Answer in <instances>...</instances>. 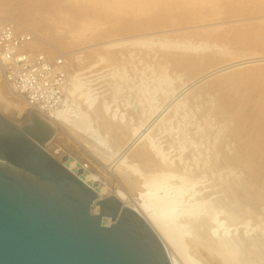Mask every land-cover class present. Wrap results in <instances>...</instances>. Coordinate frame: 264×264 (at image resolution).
Returning <instances> with one entry per match:
<instances>
[{
	"label": "rangeland",
	"instance_id": "rangeland-1",
	"mask_svg": "<svg viewBox=\"0 0 264 264\" xmlns=\"http://www.w3.org/2000/svg\"><path fill=\"white\" fill-rule=\"evenodd\" d=\"M17 17L22 18L20 20L21 23L23 21V24H20L18 29L20 32L16 36L13 33L14 23L12 22V18ZM98 17L101 19L100 22L98 21ZM2 18L5 20L2 21ZM0 22V42L2 41L1 38H7L9 42L6 44L16 47L20 45L21 40H30L34 35L35 38L43 42V47L45 49L51 51V55H49L51 58L47 56V53L43 54L45 51L41 48H39L41 51H34V53L29 52L30 57L34 56L32 58H25L27 53L24 52V54L20 52L18 54L21 56L17 57L18 60L13 65L8 62L7 66L5 62H3L4 60L1 61V54L3 56L5 54L9 59L7 50L5 48L3 52L0 49V92L11 101L13 95L23 102L25 101L24 103L32 108L37 110L40 109L41 112H45L44 114L42 113L43 115L40 113L45 118L59 111L64 110L65 112L70 110L71 103L69 101L68 87L71 81V75L76 71L83 70L84 72L89 70H86V67H89L93 63V57L96 59V54L100 52L104 54V59L109 58L112 60L118 55L116 57L117 59L115 58L114 60H121V63L118 62L119 64L115 61L117 64L116 67L114 66L115 71L113 70L114 73L112 75L109 74L111 79L113 78L112 81L118 80L119 82L116 86V81L113 83L111 80L109 81L114 90L117 87L113 92V99L117 104L115 102V105L112 103L114 106L112 108L116 113H114L115 115L113 117L110 114L111 117L109 119V116H107L109 112H104L103 114L106 117L101 114V120H104V117L105 119L108 117L106 121L109 123L111 122L116 126L125 128L126 123H132L136 120H139L140 123H144L143 120L146 116L157 112L158 117L150 126L145 128V132H148V136L154 138V143L160 149L170 146L173 138L175 141L180 139V137L177 136V134L180 135V133L185 135L188 142H190V140L194 141L193 139H195V137L199 139L202 138L204 141L206 134V137L208 136L207 138L210 139V125L204 124L205 120H209L208 118L212 120V116L218 113L220 114L221 112L219 109H221L220 107L224 103L226 105L225 113H221L224 114V116L218 115V117H231V113L236 119L237 112L241 111V105H239V103L241 104L242 101L234 105V102H231L234 98L238 100L244 99L249 102L254 109L253 114L257 113L260 115L261 112L264 111V59H262L264 56V0H0ZM123 40H127V43L126 41L123 42ZM185 43L186 45L189 44V46L191 45L190 43H192V45L195 43L197 48L201 47V49L206 45L211 46L210 48L206 46V49L203 48V51H196L197 48L194 45L192 47L196 49H193L191 46V48H189L193 50L185 49V47H188L183 45ZM180 44L185 47H181ZM212 44H218L219 46L216 45L218 48L215 46L214 49ZM175 45L178 47L180 46V48H175ZM198 45H200V47H198ZM9 46L6 47L9 48ZM42 51L44 52L41 53ZM147 51L150 53V57ZM13 53L17 55L16 52L12 51L10 52V56ZM152 53L154 55H152ZM252 55L260 58L255 60L256 62L249 61L247 63L244 62L245 64L241 63V65H235L236 67L233 66L227 69V71H222L221 74L218 73L219 76L216 74L212 76V78L210 77L211 79L208 78L200 82V84L198 83L176 97L171 105L163 108L164 110L161 109L164 106L161 101L163 102V100L165 101L166 99V103L164 102L166 105L171 93L185 80L219 64L232 60L252 58ZM171 56L177 57L178 65L176 62L170 60L169 57ZM24 59L26 60L25 63ZM126 59L128 60L127 63ZM164 59L169 62L166 64L163 63ZM115 62L113 61L114 64L111 63L116 65ZM169 63H172L174 67L172 66L171 68ZM109 65L111 66V64ZM57 67L60 69H56ZM106 67L109 68V66ZM112 67L113 66H111V68ZM102 68L103 70L106 69L102 65H98L95 67L97 70L93 72L97 73L96 71L100 69L99 72H101L103 71ZM14 76L17 80V85L16 83L10 85L12 89H16V93L14 90V92L11 90L9 91L8 86H5V82H3L5 80L4 78L7 79V77V80L11 77L14 80ZM239 80L241 85L237 93L238 96L234 97L235 95H233V92L236 91L234 87L235 81ZM225 84L227 85L225 86ZM223 85L225 88H223ZM98 86H101V84ZM93 87L96 86L94 85ZM104 88L105 87H102V89ZM102 89H98V91ZM97 96H99V94ZM32 101L37 105H33L31 103ZM160 105L161 107H159ZM207 105L210 109L206 107ZM215 105L217 107H215ZM158 108L160 109L159 111ZM230 109L236 110V113L234 110ZM257 114L253 115L254 119L259 116ZM0 115L9 121L6 113L0 111ZM116 115H118V117ZM46 119L52 122L87 163L106 178L110 177L111 172H129V168L125 167L127 164H138L137 161L131 159L130 155H128L123 162L120 161L115 168H108L99 163L98 160L101 161L108 157L104 149L108 146H113L112 143H114L113 134L111 131H108V129H105V123L103 124V121L96 122L92 120L89 123L90 127H87L90 129L88 130L86 128L87 130L84 129L82 132L59 120H56L55 124V121H53L51 117H47ZM235 119L233 118L230 123L228 121V127H225L224 131L222 130L223 132L219 136H225V144L230 145L228 148L231 149L229 150L226 148V151H224V148L223 153L220 154L221 156H218L220 162L226 159V157L230 158L236 154L239 140H236L234 144V140L231 141L232 135H230L234 134V132L230 133V130L234 131V126H237L236 121H234ZM189 125H192V128H190L191 126ZM194 125H199L197 128L199 132L193 131L197 133V135L194 133V135L191 134ZM181 126L183 127L181 128ZM186 126L191 129V132ZM179 127L181 130H179ZM185 128H187L186 130L188 131H184ZM211 129H213V127ZM91 131L94 132V134L91 133ZM173 133H176V135ZM228 134L230 135L229 138L227 137ZM233 137L235 138L234 135ZM208 143H206V146L209 145ZM186 144H188L187 141H183L182 147L185 148L187 146L185 150L188 151L189 145ZM223 145L224 144H222V146ZM238 168L239 167L235 169V171L237 170L236 173H239H237L238 176L235 175L234 177L230 172V176L228 177L226 173H222L223 176L225 174V177L222 178L223 176L221 175V179H218V183L220 184L221 182L225 184L227 182L226 180L232 177L236 180L242 179L245 171L241 167ZM110 181L111 185H114L116 189L124 192L123 185H119L112 180ZM210 182H212V180L207 182L205 179L197 181V184L196 182H187V185H185L188 186V189L185 185L183 186V184L176 183V186L181 185L184 189L182 187L178 189V186L176 187L175 185V187L172 186V188L178 189L177 191H182H179V194L183 195H181L183 198L182 202L185 201L186 203L190 194L193 193L191 198L194 197L189 199L188 203L196 199L198 200L199 197L200 199L201 197H205L201 199V203L205 199L203 203V205H205L207 204L206 202H208L206 199L211 201V197H206L211 190L207 188L211 185ZM192 183H195V185H192ZM188 184H191V186ZM218 188L220 189L219 186ZM173 189L172 191L175 192ZM142 192L146 193L144 191ZM139 194L140 193H138V195ZM138 195L137 193L135 194L136 197H139ZM195 196L198 197L196 198ZM200 199L198 201H200ZM260 202L261 204L258 205H262V209L256 210L254 212L256 214H254L255 216L252 215L251 217L249 216L250 218L247 217V225H243V221L239 223L240 219H242L241 217L235 219V223L234 220L231 221V219L227 217L226 212H223L226 216L222 212L224 216L219 213L216 219L217 222L215 221L217 223L216 236L218 233L225 231V233H222L225 237L229 238L232 236L234 239L236 236V239L241 237L246 240L251 237L255 239L262 238V236L264 237V216L262 217V214L264 215V198L260 200ZM185 203L183 202L181 204H184V207L190 205V203H186L187 205ZM182 205H180L179 209ZM204 211L205 209L201 212L206 213L208 210L206 212ZM259 211L260 213H258ZM203 218L204 217H199L201 222L198 225H200V228L197 224L194 225L196 221H193V223L191 222V224H193L192 227H190L189 224L188 227L191 232L196 229V231L194 230L191 233L193 236H195L194 234H197V232H201L199 229L203 227L201 226V223L205 221ZM227 219L230 220L227 221ZM238 220L239 222H237ZM215 222L210 223L212 224ZM229 222L232 224H229ZM249 227L251 229H248ZM244 228L245 230L242 233L243 236H241L240 232H242ZM245 231H247L248 235ZM168 259L170 261L169 256ZM170 263L172 264L171 261Z\"/></svg>",
	"mask_w": 264,
	"mask_h": 264
},
{
	"label": "bare ground",
	"instance_id": "bare-ground-1",
	"mask_svg": "<svg viewBox=\"0 0 264 264\" xmlns=\"http://www.w3.org/2000/svg\"><path fill=\"white\" fill-rule=\"evenodd\" d=\"M12 19H13L12 22L14 23L13 31L15 34H18L20 32L18 30L19 26L20 24H23V21L21 23V20H20L22 18L17 17V18H12ZM99 19L98 21L100 22L101 19L100 20ZM4 20L2 18V21ZM127 40H125L126 43H127ZM125 41L123 40V42ZM190 44H191L190 45L191 47L194 45L197 48L195 43L193 45L192 43ZM183 45H186V43ZM212 45L214 48L218 44L216 45L212 44ZM180 46L178 47L175 45V48L177 47L180 48ZM186 46L188 47H185V46H181V47L183 48L185 47V49L191 48L189 44ZM206 46L202 47V49L200 45H198V47L200 48H197V49L195 47H192V48L196 49V51L197 50L203 51V48H205ZM210 46L208 47L210 48ZM218 46L216 47L218 48ZM39 48L45 51V52L42 51L41 53L43 52H44L43 54L47 53L48 54L47 56L51 58L49 56L51 55V51L45 49L43 47V42L39 40L38 38H35L34 35L30 40L21 43V45L16 50L19 52H24L25 50L28 53L29 52L34 53V51H41L39 50ZM193 49H190V50H193ZM148 51L147 53L149 56L150 51L149 52ZM100 53L96 54L98 57L95 55L96 59H94L93 57L92 59L93 63L89 67H86V70L87 69L89 70L83 72V70L81 69L82 71H76L71 75V79H70L71 81L68 87L69 89L68 94H69V99H70L69 101L71 103V108L69 107L70 110H67L65 112L64 110L59 111L56 114H53L52 116L50 115L47 117H51L52 120L55 121V124H56V120H59L65 123L66 125H69L70 127H73L77 129L78 131H82V132L87 127H90L89 123L92 120L96 122L103 121V124L105 123V126H104L105 129H108V131H111L113 134L114 143H112L113 146H108L107 148L105 147L106 149L104 150L108 154V157H106L105 159L101 161L98 160L99 163L103 164V166H106L108 168H113V167L115 168L118 165V163L120 161L123 162L124 159L128 155L131 156L132 160L137 161L138 163V164H134V163L127 164L125 167L129 168V172L120 171L119 173H114V172L110 173V177L107 178L108 180H112L113 182H116L119 185L124 186V192H122L121 190L116 189L114 185H111L110 193L118 201H120L121 204H124L128 206L129 208H131L132 210H134L142 219H144L148 223V225H150L152 230L156 233L160 241L163 243L168 253V256L170 257V261L172 262V264H210V263H215V264H264V237L262 235H257V236H262V238H258V239H255L254 237L248 238L247 240L241 237L239 239H236L237 236L234 239V237L232 238V236L229 238L225 237L222 234V233H225V231H222V233H218V235L216 236L217 234L216 219L219 213L222 214L223 212H226L227 217L230 218L231 221L234 220V222L236 221L235 219H237L238 217H241L242 219H240V222L239 220L237 222L241 223V221H243L242 224L244 225L246 224V219H248L247 217L249 216L251 217L252 215L255 216L256 214L254 212L258 209H262L263 207L262 205H258V204H261L260 200L264 198V114H262L264 113V111L262 112L260 111L262 115L261 114L259 115L256 113L259 116L254 119L253 115H256V114H253L254 109L252 105H250L249 102L245 101L244 99L238 100L237 98H234L233 101H231V102H234L233 103L234 105L235 103L237 104V102L242 101L241 104L239 103V105H241V111L237 112L238 114L236 115V119L235 117L232 116L231 113H230L231 117L229 116L228 117L226 116V118L218 117V115L224 116V114H221V113L223 112L225 113V108H226L225 103L221 107L219 106L221 108L219 109L221 112L220 114L219 113L216 114L214 112L216 115L211 117L212 120H210V118H208L209 120L204 119L205 120L204 124L210 125V128L209 127L208 128L210 129L209 136L211 135L210 137L211 140L207 138L208 136L206 137L207 135L206 134L204 141L201 138L202 136L201 135L200 138L202 140L195 137V139H193L194 141L190 140V142H188V140L185 138V135H183V133H180V135L177 134V136L180 137V139L175 141L173 138L170 146H166L165 148L160 149L154 143L155 142L154 138L152 136H148V132H145V128L147 126H150L155 121V119L158 117L157 112L151 113L148 116H146L143 120L144 123H140L139 120H136L135 122L128 123V124L125 122L126 123L125 128H123L122 126H116L113 123L111 122L109 123L108 121H106L108 117L107 119H105L106 116L103 114L104 112H109L107 113L109 114L107 115L109 116V119L111 117L110 114L113 117L115 115L114 113H116L114 112V109L112 107H114L113 104L115 105L116 103L113 99V92L116 90L117 87L114 90L112 84L109 81L113 80V78L111 79L110 75H112L115 71L114 66L115 67L117 66L115 61H117V63L118 62L121 63V60L120 61L119 59L114 60L118 55L112 60H110L109 58L104 59L105 58L103 57L104 54H102V52ZM152 55L154 54L152 53ZM263 57L262 59H264ZM169 58L170 60L176 62L177 64V61H178L177 57L171 56ZM259 58L260 57L258 56L257 57L253 56L252 58H247V59L244 58L241 60H232L229 62H225L211 69H208L204 72H201L200 74L188 80H185L184 82H182L175 88V91H173L171 95L169 93L170 98L168 99L166 105L164 104L166 99L165 101L163 100V102L161 101V103L164 105L161 109L164 110L163 108L171 105L173 101L176 99V97L181 95L187 89L192 88L193 86L197 85L198 83L200 84V82L208 78L211 79L212 76L216 74L218 75V73L221 74L222 71H225V70L227 71V69H230L231 67L235 65L236 66L238 64L241 65V63H244V62L247 63L249 61L252 62ZM2 60L4 59H3V55L1 54V61ZM113 61L115 62L116 65H113L114 64ZM127 61L128 60L126 59V63ZM168 62H169L168 60L164 59L163 63L166 64ZM172 63L171 64L169 63L171 65V68L172 66L174 67ZM109 64H111V66L113 67L111 68ZM98 65H102L106 69L103 70L102 68L103 71L99 72L101 70L100 69L99 71H96L97 73H94L93 71L97 70L95 69V67H97ZM106 66H109V68L111 69L107 68ZM56 69H60V68L57 67ZM4 76L6 77L5 74ZM230 78L233 79L232 77ZM4 79L5 80L3 82H5L4 83L6 84L5 86H8L9 91L10 90L13 91L14 89H12L10 82L6 78ZM114 81L117 82V84L115 83L117 86L119 83L118 80H114ZM114 81H112V83ZM235 82L236 83L234 87L237 92L236 91H235L236 93L233 92L234 93L233 95H235L234 97H237L238 96L237 93L239 92V86L241 85V83H240V80L235 81ZM100 84L101 86H98ZM92 85L93 86L95 85L96 87H93ZM226 85L227 84H225V86ZM225 86L223 88H225ZM102 87H105V88L102 89ZM98 89H102V90L98 91ZM228 92H227V95H228ZM98 94L99 96H97ZM231 102H228V103H231ZM161 105L159 107H161ZM208 105L206 107L210 109ZM215 107L217 106L215 105ZM33 109L36 110L38 113H41V114L43 113V111L41 112L40 109L38 110L35 108ZM159 110L160 109L158 108V111ZM230 110H234V109H230ZM236 110H234L235 113H236ZM0 111L3 113H6V116L8 119L10 118L12 111H13L12 101L4 97L1 92H0ZM216 112H219V111H216ZM101 114L105 116L104 120L103 119L101 120ZM116 116L118 117V115ZM233 118L235 119L234 121H236L237 126H234L235 128L233 127L234 131L230 130V133L234 132V134H230V133L229 134L232 135L231 141L234 140V144H235V141L239 140V144L236 148V154L234 156H231L230 158L226 157V159H223L220 162L218 156L221 153H223L224 148H225L224 151H226V148L229 149L228 146L230 145L225 144V140H226L225 136H222V137H219V136L222 134L225 127H228L229 125L227 124L228 121L230 123V121L233 120ZM189 126H191L190 128H192V125H189ZM198 126L199 125L197 126L194 125V129L192 130V132H191V129H189V127L187 126L186 127L189 129L191 134H193L194 133L193 131L199 132L197 129ZM211 126L213 127V129H211L212 128ZM182 127L183 126H181V128ZM187 128H185L184 131ZM87 129L89 130L90 128H87ZM179 130H181L180 127H179ZM91 133L94 134V132L92 131ZM194 134L197 135V133H194ZM229 134L227 136L228 138L230 137ZM174 135H176V133ZM233 135L235 136V138L233 137ZM203 138H204V135H203ZM182 140L187 141L188 144L186 145H189L188 151L185 150L187 149V146L185 148L182 147L183 146ZM179 142H182V143H179ZM206 143H208L209 145L206 146ZM222 144L224 145L222 146ZM237 167L239 168L241 167L245 171L244 177H242V179H239V180L237 179L238 180L237 181L236 179H233L232 177L229 180H226L227 182L225 184H222L220 180H219L220 184L218 183V179L219 178L221 179L222 173H226L229 177L230 176L229 174L231 172L233 176L235 177V175H237L238 173V172L236 173L237 170L235 171ZM224 177H225V174L222 178ZM204 179L207 182L212 180V182H210L211 185H209L210 187L209 186L207 187V188H210L211 190L208 192V195H206V197H209V198L211 197L210 198L211 201L206 199V201L208 202H206L207 204L203 205L205 199L203 200L202 203H201V199L205 197H201V199L199 197L198 200L200 199V201L196 199L192 202H189L191 206L188 205L189 207L188 206L184 207L185 205L181 204L183 202L185 203V201L182 202L183 195L179 194L182 191L179 190L180 191L179 192L177 190L180 189V187H182L181 186L182 184L183 186L185 184L187 185V182L188 183L196 182L197 184V181H201ZM233 180H236V181H233ZM176 183L181 184V185L180 186L177 185L178 186L177 187L175 185ZM174 185L178 189H173L172 186L175 187ZM188 185L191 186V184H188ZM192 185H195V183L194 184L192 183ZM218 186L220 187V189L218 188ZM186 187L188 189V186ZM171 188L175 190V192L172 191ZM142 191L146 193H143ZM170 191H171V194L173 193L172 194L173 196L170 194ZM136 193L137 195L138 193H140L138 196L141 199L135 196ZM192 194H190V197L187 199L186 201L187 204H189L188 203L189 199H192L194 197L193 196L191 198ZM179 204L182 205L181 208L183 207L184 208L179 209L180 207ZM202 206L206 208H203ZM203 209H205L204 212L208 210L206 212L208 214L201 212L203 211ZM258 213H260V211ZM223 214L226 216L225 213ZM263 216L264 215L262 214V217ZM199 217H204L205 219L203 218V220L205 221L201 223V226H203L201 229H199L201 230V232L199 231V233L197 232V234H194L195 236H193L191 233L194 230L196 231V229L194 230L191 229L192 230L191 232L188 226L190 224V227H192L193 224H191V222L193 223V221L198 222V223L194 222L195 223L194 225L200 224L201 222L200 219L202 218L199 219ZM230 219H227V221H229ZM210 222H215L216 225L215 223H212L213 224L212 225ZM229 224H232V223L229 222ZM199 226L200 225H198V227ZM248 229H251V228L249 227ZM244 230L245 228L243 229L242 232H240L241 236H243L242 233L244 232ZM247 231H245L246 234H247ZM214 234H215V237H214ZM219 236H223V237H219ZM254 251H255V254H254Z\"/></svg>",
	"mask_w": 264,
	"mask_h": 264
},
{
	"label": "water",
	"instance_id": "water-1",
	"mask_svg": "<svg viewBox=\"0 0 264 264\" xmlns=\"http://www.w3.org/2000/svg\"><path fill=\"white\" fill-rule=\"evenodd\" d=\"M12 107L0 116V264H171L110 180L31 106L12 95Z\"/></svg>",
	"mask_w": 264,
	"mask_h": 264
},
{
	"label": "built area",
	"instance_id": "built-area-1",
	"mask_svg": "<svg viewBox=\"0 0 264 264\" xmlns=\"http://www.w3.org/2000/svg\"><path fill=\"white\" fill-rule=\"evenodd\" d=\"M14 33V32H13ZM14 35H16L17 36V34H15L14 33ZM1 42H0V49L4 52V49L6 48V50H7V55H8V57H9V59L7 58V56H6V58L3 56V59H4V62H5V64L8 66V62H9V64H11V65H13L18 59H17V57L18 56H21L20 54H18V53H20L19 51H17L16 49L21 45V43H23V42H25V41H28L29 39H26V40H21L20 41V45H18V46H16V47H12V46H9V44H6V43H8L9 42V40L7 39V38H1ZM6 46H9V48L8 47H6ZM12 51H14V52H16L17 53V55H14V53L10 56V52H12ZM24 52L25 53H27L26 54V56H25V58H32V57H34V56H32V57H30V53H28V52H26L25 50H24ZM24 52H22V53H24ZM24 53V54H25ZM24 54H22V55H24ZM25 60V59H24ZM26 62V60L24 61V63ZM25 75V74H24ZM7 79H8V77H7ZM8 81H10V84L11 85H14V83H16V85H17V80H16V78H15V76H14V80H13V78L11 77V78H9V80ZM15 85V86H16ZM19 87H22V86H19ZM33 98V97H32ZM33 105H37L36 103H34L33 101L31 102Z\"/></svg>",
	"mask_w": 264,
	"mask_h": 264
}]
</instances>
